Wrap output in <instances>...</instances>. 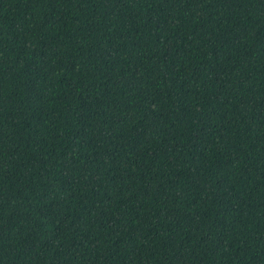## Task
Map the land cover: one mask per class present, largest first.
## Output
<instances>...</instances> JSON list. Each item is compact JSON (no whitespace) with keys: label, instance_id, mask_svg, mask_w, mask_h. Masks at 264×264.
I'll use <instances>...</instances> for the list:
<instances>
[{"label":"trees","instance_id":"obj_1","mask_svg":"<svg viewBox=\"0 0 264 264\" xmlns=\"http://www.w3.org/2000/svg\"><path fill=\"white\" fill-rule=\"evenodd\" d=\"M0 264H264V0H0Z\"/></svg>","mask_w":264,"mask_h":264}]
</instances>
